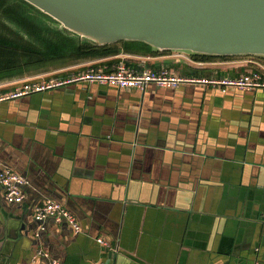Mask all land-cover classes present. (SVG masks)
Segmentation results:
<instances>
[{"label":"crops","instance_id":"obj_1","mask_svg":"<svg viewBox=\"0 0 264 264\" xmlns=\"http://www.w3.org/2000/svg\"><path fill=\"white\" fill-rule=\"evenodd\" d=\"M41 17L0 0V94L119 63L217 77L263 66L239 58L198 69L137 41L82 56L92 45ZM0 162L27 182L20 204L0 185V264H31L37 251L32 264H264V89L75 84L2 102ZM47 200L80 234L34 219Z\"/></svg>","mask_w":264,"mask_h":264},{"label":"water","instance_id":"obj_2","mask_svg":"<svg viewBox=\"0 0 264 264\" xmlns=\"http://www.w3.org/2000/svg\"><path fill=\"white\" fill-rule=\"evenodd\" d=\"M22 1L44 26L83 44L137 41L161 52L264 56V0Z\"/></svg>","mask_w":264,"mask_h":264},{"label":"built area","instance_id":"obj_3","mask_svg":"<svg viewBox=\"0 0 264 264\" xmlns=\"http://www.w3.org/2000/svg\"><path fill=\"white\" fill-rule=\"evenodd\" d=\"M176 55L185 58L198 69L204 65V62L189 58L187 54L177 53ZM75 84H97L100 86H112L117 89H135L140 92H144L149 85H153L157 88L171 89L187 85L202 88H217L224 94L230 89L241 91L264 89V69L250 70L247 73L233 77H217L202 76L199 74H183L170 70L156 71L150 68L136 70L124 63H119L114 66L111 71H106L103 68L97 67L95 69L71 73L66 76L51 75L41 80L31 79L22 81L12 91L6 94H0V103ZM26 183L23 176L0 162V185L4 189V197L7 203L20 204L22 202L23 194L21 187ZM33 216L37 221H42L45 218H52L55 222L64 221L72 227L74 234L80 233L79 223L69 211L57 202L45 201L42 205L34 209ZM97 242L99 244H104L102 239H98ZM42 255L40 251H37L32 258V262L37 256ZM52 264L59 263L53 262Z\"/></svg>","mask_w":264,"mask_h":264},{"label":"trees","instance_id":"obj_4","mask_svg":"<svg viewBox=\"0 0 264 264\" xmlns=\"http://www.w3.org/2000/svg\"><path fill=\"white\" fill-rule=\"evenodd\" d=\"M119 44V43H117ZM117 44L105 45V46H83L78 49V52L82 56L104 54L111 51L116 47ZM193 59L201 62H212L234 58H252L254 61L261 63L264 66V56H210V55H192Z\"/></svg>","mask_w":264,"mask_h":264},{"label":"rangeland","instance_id":"obj_5","mask_svg":"<svg viewBox=\"0 0 264 264\" xmlns=\"http://www.w3.org/2000/svg\"><path fill=\"white\" fill-rule=\"evenodd\" d=\"M16 8L15 7H13V13L16 11L15 10ZM12 19L13 20H20V17H19V15H17L16 14V16L15 17H12ZM234 59H239V58H234ZM246 60H250V61H253V59L252 58H245ZM219 61H221V60H219ZM261 64V63H260ZM260 66V65H259ZM261 68H263L264 69V67L263 66H260V70H261Z\"/></svg>","mask_w":264,"mask_h":264}]
</instances>
